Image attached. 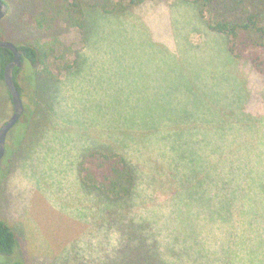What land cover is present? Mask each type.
Segmentation results:
<instances>
[{
    "label": "rangeland",
    "instance_id": "rangeland-1",
    "mask_svg": "<svg viewBox=\"0 0 264 264\" xmlns=\"http://www.w3.org/2000/svg\"><path fill=\"white\" fill-rule=\"evenodd\" d=\"M97 16L93 34L73 29L63 37L74 45V64L61 75L51 113L40 117L42 134L14 163L21 132L8 139L0 217L19 244L0 264H77L79 244L98 262L111 259L105 236L98 238L100 231L111 243L118 238L98 225L111 208L81 184L77 167L98 144L137 165V203L151 207L157 192L158 202L171 201L145 218L172 229L168 243L188 263L264 264V76L235 58L185 0ZM2 33L0 25L6 40ZM23 66L27 116L39 119L35 72ZM13 112L0 79V126Z\"/></svg>",
    "mask_w": 264,
    "mask_h": 264
},
{
    "label": "trees",
    "instance_id": "trees-1",
    "mask_svg": "<svg viewBox=\"0 0 264 264\" xmlns=\"http://www.w3.org/2000/svg\"><path fill=\"white\" fill-rule=\"evenodd\" d=\"M3 1L9 6V12L0 20L2 34L23 53V64L34 69L31 103H34L35 116H39V119L28 117L30 105H25L24 114L11 132V135L16 130L21 132L20 138L16 139L17 150L12 152L11 163H14L17 154L24 152L27 142L42 134L40 117L51 113L61 75L74 64V45L66 43L63 37L73 29L79 30L83 37L93 34L97 15L119 17L148 0ZM185 1L195 6L211 31L226 38L227 49L235 58L247 60L264 76V0ZM13 58L14 53L9 48L0 47V79L4 82L5 66ZM23 64L15 68V80L22 96L24 88L19 77ZM9 94L12 99L10 91ZM24 118L28 119L26 123L21 122ZM77 167L81 184L92 191L98 201L111 208L98 225L118 233L114 243L103 231L98 233V238L100 235L106 238L110 260L98 262L78 243L82 252L80 248L77 250V264H191L184 259V251H175L168 243L172 229L146 220L145 217H150L146 216L148 210L158 209L171 201L158 202L157 192L150 198L151 207L145 200L137 203L139 170L126 152L118 151L112 145H93L82 152ZM18 244L17 232L6 218L0 217V254L12 256ZM19 259L14 264H26L24 259Z\"/></svg>",
    "mask_w": 264,
    "mask_h": 264
},
{
    "label": "water",
    "instance_id": "water-1",
    "mask_svg": "<svg viewBox=\"0 0 264 264\" xmlns=\"http://www.w3.org/2000/svg\"><path fill=\"white\" fill-rule=\"evenodd\" d=\"M9 11V6L3 0H0V20L3 19ZM0 47L9 48L14 53V58L7 63L4 69V80L8 90L11 93L14 112L9 120L0 128V161L6 153V138L8 132L17 124L25 112L23 96L16 84L15 68L23 64V53L18 46L8 40H0Z\"/></svg>",
    "mask_w": 264,
    "mask_h": 264
},
{
    "label": "flooded vegetation",
    "instance_id": "flooded-vegetation-1",
    "mask_svg": "<svg viewBox=\"0 0 264 264\" xmlns=\"http://www.w3.org/2000/svg\"><path fill=\"white\" fill-rule=\"evenodd\" d=\"M6 84V83H5ZM9 120V119H8ZM8 120H6L4 123H6ZM3 123V124H4ZM2 124V125H3ZM2 125L0 126V128L2 127ZM14 129V127L8 132V135H7V138H6V153H5V155H4V157L2 158V160L0 161V164L2 163V161L4 160V158H5V156H6V154H7V143H8V139H9V137L11 136V132H12V130Z\"/></svg>",
    "mask_w": 264,
    "mask_h": 264
}]
</instances>
